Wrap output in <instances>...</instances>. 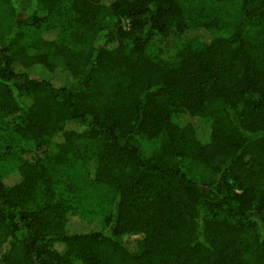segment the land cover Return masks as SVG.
<instances>
[{"label":"trees","instance_id":"trees-1","mask_svg":"<svg viewBox=\"0 0 264 264\" xmlns=\"http://www.w3.org/2000/svg\"><path fill=\"white\" fill-rule=\"evenodd\" d=\"M0 264H264V0H0Z\"/></svg>","mask_w":264,"mask_h":264},{"label":"rangeland","instance_id":"rangeland-1","mask_svg":"<svg viewBox=\"0 0 264 264\" xmlns=\"http://www.w3.org/2000/svg\"><path fill=\"white\" fill-rule=\"evenodd\" d=\"M56 78H58V76L56 75ZM57 80V79H56Z\"/></svg>","mask_w":264,"mask_h":264}]
</instances>
